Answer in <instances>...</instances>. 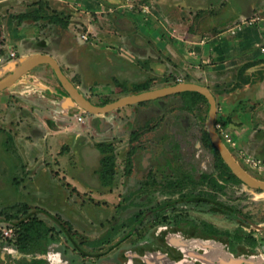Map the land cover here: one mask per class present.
Wrapping results in <instances>:
<instances>
[{
  "label": "rangeland",
  "instance_id": "obj_1",
  "mask_svg": "<svg viewBox=\"0 0 264 264\" xmlns=\"http://www.w3.org/2000/svg\"><path fill=\"white\" fill-rule=\"evenodd\" d=\"M9 1L11 4L16 0ZM64 1L73 5L61 11L46 4L45 14L71 18L73 11L76 18L72 19V26L79 33L78 38L87 31L84 17H79L82 10L85 18H91L95 24L100 22L96 31L103 35L111 32L105 30V24L94 14L107 9L102 0ZM170 1L119 0L112 7L116 13L124 11L121 13L131 15L134 30L130 39L143 36L137 42L140 48L125 44L123 34L120 46L116 40L109 42L89 34L90 40L86 43L92 50V59L97 61L94 79L109 80L104 84L99 81L93 87V101L99 104L114 101L119 96L117 92L132 94L138 84H148L150 89L181 82L208 86L218 102L216 128L221 139L251 176L264 181V158L246 155L242 150L245 140L234 145L235 136L237 141L239 136L233 131L237 112L231 109L232 105L241 103L246 86L240 89L244 90L241 93L235 90L238 95L232 98L233 82L225 78L231 71L234 80L239 68L225 70L220 79L212 76L209 80L200 67L194 65L185 70L166 52V47L171 45L187 51L202 39L217 43L222 36L235 45L249 42L257 57L264 58V35L258 37L264 24V0H196L197 5L184 1L166 20L165 10L159 13V4ZM79 2H84V6H79ZM26 3L9 4L4 10L16 16L26 7L38 6L37 1L28 6ZM239 10L243 13L237 15ZM155 11L157 17L151 15ZM128 23L122 18L113 20L121 28L119 31ZM8 25L5 33L10 35L6 43L9 53L16 46L14 39L20 31L13 22ZM2 33L0 27V40ZM115 37L118 40L120 35ZM149 41L153 50L147 44ZM96 52H105V61L100 67ZM4 56L0 50V57L4 58L0 62V75L10 71L6 66L9 58ZM125 60L136 69L125 67L122 63ZM261 72L255 71L253 79L258 81ZM8 95L6 90L0 94V264H26L35 255L46 264H217L219 256L231 257L233 251L246 260L263 262L264 190L222 180L213 153L200 140L209 111L206 106L201 107L196 117L182 110L179 97L132 104L98 114L105 117L102 130L95 122L97 114L92 123L88 115L84 128L73 130L83 133L79 138L82 144L74 147L72 141L67 144L63 138L50 140L47 136L44 141L48 146L42 154L43 151L35 153L13 145L10 126L19 125L14 135L22 139L23 120L15 108L20 103ZM106 95L109 98H103ZM252 97L255 99V94ZM256 104L250 103L248 109L256 108ZM241 114L247 112L241 111ZM162 116V123L152 131L142 129L146 121ZM229 119L233 126H224ZM253 119L250 123H254ZM68 125L78 124L69 120ZM137 131L141 133L135 143L142 149L134 158L133 166L128 168L132 135ZM102 143L111 147L116 156V175L111 187L104 186L98 175L103 155L97 146ZM45 166L47 173L40 171ZM176 218L184 223L174 224L172 221ZM33 219L43 221L52 231L45 254L25 255L16 245L18 221ZM206 225H214L217 232L211 233Z\"/></svg>",
  "mask_w": 264,
  "mask_h": 264
},
{
  "label": "crops",
  "instance_id": "obj_2",
  "mask_svg": "<svg viewBox=\"0 0 264 264\" xmlns=\"http://www.w3.org/2000/svg\"><path fill=\"white\" fill-rule=\"evenodd\" d=\"M21 1L23 3L27 2L26 6H28L29 4H32V2H39L42 0H16L11 4L20 6V3H22ZM45 1L52 9L58 7V9L61 11L66 9L64 7H70L73 5L64 0ZM118 1L119 0H108V5H106L105 3L107 2V0H102L105 7L107 8L105 12H94V14H98L101 23L105 24V30L111 31L105 32V35L95 30L96 25H98L100 22L95 24L93 23L91 18H85L86 16L83 10L80 12L79 17H84V24L86 25V32L88 34L92 33L93 36L96 35L102 40L107 39L109 40V42L111 40H116L119 43V46L121 43L123 44L122 39L124 38L125 44L129 43V45H131V47L133 48H140L138 47L137 42L141 41L143 39V36L139 37V35H136V37L130 39L131 37H133L132 31L134 30L131 15L121 13L124 11L116 13V11H114V9L112 8L115 5L119 4ZM184 1H186L188 4L197 5L194 3V1L196 0H172V2L170 1L162 3L161 5L159 4L160 15L161 12L165 10L164 13L167 16L165 17V19H170L169 13L175 8H178L180 6V3ZM199 2H201V0ZM9 4V0H0V27L3 31V36L0 40V50H3L5 56L9 58L6 63L8 69H10V67L12 66L9 63H12L14 61H23L38 53L50 55L58 62L64 74L74 83V85L87 99H89L95 105H105V102L99 104L96 101H93V91L91 90L94 89V86L99 85V81L100 83L104 84L106 82H109V80L103 79V81H101L99 79V81H97V78L94 79V76L96 74L94 72V67L95 64H97V61H94V59H92V50L89 49L88 43L78 38L77 34L79 33L75 32V28L73 27L74 20L67 29H63L55 24H51L45 19L40 21L27 20L21 22L16 18L15 15L12 16L10 14H6L4 8ZM78 5L82 7L84 6V2H79ZM86 6L92 7V4L86 3ZM32 8V6L26 7L24 11L18 14L32 12L36 9V7L34 9ZM251 8L255 7L253 6L248 9ZM71 12L72 19L76 18H73L74 12ZM241 12L243 13V10H239L237 12V15H239V13ZM157 14V11H155V13H152L151 15L157 17ZM121 18L128 20L129 23L126 24L125 27H122V30L119 31V29L121 28H117V25L113 24V20L118 21L121 20ZM3 22L5 25L3 24ZM10 22H13V25L17 27L20 33L17 34L14 39L16 42V46L13 47L8 53L6 43L7 37L10 35L9 33H5V28L6 30H8V23ZM261 27L262 28L260 29V32H258V37L260 35H264V24H262ZM116 34H118V36L120 35V38L118 40L117 37H115ZM121 34H123V38H121ZM262 38L264 39V36ZM204 40V42L202 39V42L200 41L194 43V45H191V50L187 51L179 47L175 48L174 45L166 47L167 55L173 58L175 62L181 64V67L185 70H188V68H192L194 65L196 67H200L201 71L203 72V76L207 75L209 80H212V76H216V79H220L222 73L225 70L233 69L235 67L241 68L244 64L257 62V65L251 68L248 73L252 75V73H254L255 71H262V78L244 88V97L239 101L241 103L239 104L238 102L239 105L235 107L234 105H232L231 110L235 109L237 112L234 115V118L237 121L235 122L236 126L233 127V131H236L238 133L239 138L237 141V136H235L236 139L234 141V145H237L238 142H242L241 144L247 142V146L246 144L242 146L244 149L241 147L242 150L246 151V155L255 158H264V99H261V97L264 96V58L257 57V52L251 49L252 47L250 46L249 42L235 45L234 43H230L229 40L224 39L222 36L219 38V42L217 43L212 41L209 42V40L206 41L207 39ZM147 44H149L150 49L153 50V44H151V41L147 42ZM157 47L158 45L156 46V48ZM11 52H15L18 58L11 60L9 56ZM96 53V58L99 62L98 67H100V63H102L103 60L105 61V52L103 54L99 52ZM122 63L125 65V67L130 66L133 68V70L136 69V66L130 64L131 62L129 61H122ZM8 72L11 73L9 70ZM6 73L5 75H0V77H6ZM231 73V71L227 73L228 75L226 74L227 77L225 79L227 81L230 78V80L235 83L232 80L233 75ZM5 90L6 92H8V96H14V98L20 103L15 108L16 111H19L18 115L22 117L21 119L23 120V122H21L23 134L22 139H18L14 135V132L16 133L20 129L18 127L19 125H17L16 127L12 125L10 126L13 130L11 136L13 138V141L15 142L13 143V145L20 149L29 148L32 152L39 153L43 151L42 154H45L46 147L48 145L44 140H46L45 138H47V136H50L47 138L50 140H54V138H56V140L63 138L65 139V141H67V144H71L70 142L72 141V143L74 144L73 146L77 147L78 144H82L81 142H79V138L80 136L82 137L81 134L83 133H76L73 130L78 127L81 128L88 115H90L91 117V123L95 119V116L93 114L87 112L83 113V108L81 109V107L76 102L72 103L70 99H67L69 97L64 92L65 89L62 83L59 81L52 67L46 63L34 67L29 72L24 74L21 78H19L12 86L8 87ZM242 90L238 89L237 92L241 93ZM2 92L4 93V91ZM3 93L0 92V94ZM117 94L119 96L114 101L125 96L132 95L133 93L123 94V92H117ZM254 94L255 99H253L252 97ZM230 95L233 98L238 94L230 92ZM103 98L109 97L108 95H106ZM107 102L111 103L113 101H106V104H108ZM252 102H256L257 107L248 109L249 104ZM241 111H245L247 112V114L242 115ZM25 113L26 117L24 116ZM81 115L83 116L84 120L82 122L78 120V117ZM251 117L254 118V123H250ZM69 120H74V122H76V124L78 125H68ZM95 122L97 124L99 123L98 129L102 130V127L104 129L105 124L103 125V123L105 122V117L98 116ZM230 126L232 127L233 125ZM44 133L47 135H43ZM58 133L61 135H58ZM21 140L23 141L22 144ZM60 143L61 142L59 141V144ZM39 149L41 150L39 151ZM235 158L237 159V157ZM48 162L50 161H47V163ZM42 168L43 169H41L40 171L47 173V167L45 166Z\"/></svg>",
  "mask_w": 264,
  "mask_h": 264
},
{
  "label": "trees",
  "instance_id": "obj_3",
  "mask_svg": "<svg viewBox=\"0 0 264 264\" xmlns=\"http://www.w3.org/2000/svg\"><path fill=\"white\" fill-rule=\"evenodd\" d=\"M37 4H38L37 6L38 9H35L32 12L18 14L16 15V18L19 19L21 22L27 20L40 21L45 19L49 21V23L55 24L63 29H67L72 23L71 20L72 17L70 18V17H66L65 15L62 16L54 13L52 15H46L45 14L46 4L48 6V3L46 1L44 2L39 1ZM256 65L257 62H252V63L244 64L241 68H239L237 74L235 75V79L233 80L235 83H233L231 92H234L237 89H241L244 86H248L253 82L254 83L257 82V79L256 80L253 79L254 73H252V75L248 73L249 70L255 67ZM261 78H262V72L260 73L259 79ZM148 90H151L148 84H138L133 87V90L131 92H133V94H136ZM124 91L126 92V90ZM172 97H179L182 100V110L188 114L192 113L196 117H199L200 115L199 113L201 112L200 109L202 106H206L207 110H209L208 100L204 95L198 92L188 91L175 95H170L165 98L170 99ZM149 102L150 101H147V103ZM207 113L204 121L206 123L203 122L204 125L201 129V136H200L201 142L206 148H208L213 153L216 169L219 171L223 181L228 183H235V184H239V183L245 184L227 165V163L222 158L218 149L212 143L207 130ZM162 121H163V116L159 118L154 117L153 119L146 121L142 125V129L148 132L152 131L155 128V126H157V124L160 125ZM230 123H232L231 119H229L227 122H224L223 124L224 126H230ZM140 133H141L140 131H137L132 135L133 144L131 145L128 152V164H129L128 168L133 166L135 161L134 158L136 157L137 153L142 149V146L139 143L137 144L135 143V141H137L136 139H140ZM97 147L103 155L100 161V168L98 169V175L104 186L111 187L114 184V178L116 175V170H115L116 156L114 155L113 149L111 147L108 148L104 143L98 144ZM145 149L146 148L143 147V150ZM18 225L19 228L17 230L18 236L16 239V245L21 252L28 254L47 253L48 251L47 243L50 241L51 238L50 234L52 231L49 227H47L43 223V221L39 219H33L29 221L19 220ZM26 264H44V262L42 260L35 259L31 263H26Z\"/></svg>",
  "mask_w": 264,
  "mask_h": 264
},
{
  "label": "water",
  "instance_id": "obj_4",
  "mask_svg": "<svg viewBox=\"0 0 264 264\" xmlns=\"http://www.w3.org/2000/svg\"><path fill=\"white\" fill-rule=\"evenodd\" d=\"M44 63L49 64L52 67L59 81L62 83L65 89V93L69 97L67 99H70L72 103L76 102L81 107V109L83 108V113L87 112L93 115L105 114L124 106L139 104L142 102H147L150 100L159 99L188 91L198 92L204 95L209 102L207 130L212 143L218 149L227 165L232 169V171L242 182H244L249 187L264 190V181L258 180L251 176L236 160L234 155L221 139L216 128L218 102L216 96L208 86L196 82H181L167 87L151 89L141 93L128 95L111 103L100 106L93 104L79 91L74 83L64 74L58 62L52 56L38 53L23 61H14L10 63V65H12L10 67L11 73L0 80V92L12 86L19 78H21L24 74L29 72L34 67Z\"/></svg>",
  "mask_w": 264,
  "mask_h": 264
},
{
  "label": "flooded vegetation",
  "instance_id": "obj_5",
  "mask_svg": "<svg viewBox=\"0 0 264 264\" xmlns=\"http://www.w3.org/2000/svg\"><path fill=\"white\" fill-rule=\"evenodd\" d=\"M255 178V177H254ZM257 179V178H256ZM172 222H174V224H177V225H182L184 222H180V221H178V219L176 218V219H174ZM207 226V228L210 230V232L212 233V232H217L216 231V229H215V226L214 225H206ZM214 234V233H213ZM23 253V252H22ZM233 253V255H231V257H224V256H219L218 258H219V261H218V263L217 264H257L256 262H254L253 260H251V259H249V260H246L245 258H244V256H242V254H237V252L235 251H233L232 252ZM25 255H30V254H28V253H24ZM32 254H37V253H32ZM43 254H45V253H43ZM41 255V254H40ZM34 256V255H33ZM39 255H35L34 257H33V259H30V261L29 262H27V263H31L33 260H35V259H37V260H42L43 262H44V264H46V262L44 261V259H42V258H39L38 257ZM28 257V256H27ZM258 264H264V258H263V262L262 263H258Z\"/></svg>",
  "mask_w": 264,
  "mask_h": 264
},
{
  "label": "built area",
  "instance_id": "obj_6",
  "mask_svg": "<svg viewBox=\"0 0 264 264\" xmlns=\"http://www.w3.org/2000/svg\"><path fill=\"white\" fill-rule=\"evenodd\" d=\"M81 40L84 41V42L90 40V36H89V34H88L87 32L81 34ZM9 56H10V59H11V60H13V59H17V55H16L15 52H11V53L9 54ZM3 60H4V59H3L2 57H0V62H3ZM78 120L81 121V122L84 121V120H83V116H82V115L79 116V117H78ZM226 136L229 137V134H227Z\"/></svg>",
  "mask_w": 264,
  "mask_h": 264
},
{
  "label": "bare ground",
  "instance_id": "obj_7",
  "mask_svg": "<svg viewBox=\"0 0 264 264\" xmlns=\"http://www.w3.org/2000/svg\"><path fill=\"white\" fill-rule=\"evenodd\" d=\"M89 108V107H88Z\"/></svg>",
  "mask_w": 264,
  "mask_h": 264
}]
</instances>
